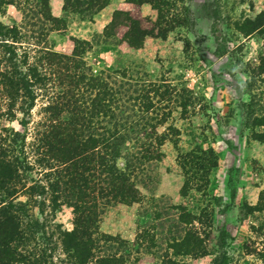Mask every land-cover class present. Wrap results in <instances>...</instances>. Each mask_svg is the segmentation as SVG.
I'll return each instance as SVG.
<instances>
[{
	"label": "rangeland",
	"instance_id": "obj_1",
	"mask_svg": "<svg viewBox=\"0 0 264 264\" xmlns=\"http://www.w3.org/2000/svg\"><path fill=\"white\" fill-rule=\"evenodd\" d=\"M15 4L17 9L0 5V23L19 25L27 16L19 29L24 37L17 35L13 43L17 62L25 54L28 65L37 63L40 54L31 43L38 38L58 54L78 56L80 84L91 72L116 86L166 88V98L172 99L159 109L164 122L155 130L164 139L160 158L147 163L146 176L137 179V202L96 212L95 233L89 236L95 239L94 254L101 256L112 246L117 264H162L167 258L176 264H264V227L257 231L264 223V128L257 119L264 112V0H114L102 32L78 44L65 37L64 21L45 32L37 20H28L31 0ZM91 10L78 18L89 19ZM115 11L130 20L114 25ZM30 23L35 26H25ZM132 30L142 37L128 34ZM131 38L140 43L135 49L127 45ZM50 87L37 91L25 128L19 125V100L9 110L0 96V148L10 131L19 132L29 167L13 195V202L25 204L27 217L17 219L18 237L8 248L7 264H74L63 247V233L75 226L81 238L84 231L90 234V213L87 220L85 214L74 216L69 199L77 196L67 189L53 193L48 187L53 169L40 163L60 154L56 144L43 148L49 118L44 108L56 93ZM199 154L203 158L197 161ZM38 187L44 194H25ZM86 196L90 199L89 190ZM182 211L206 220L191 225L202 242L195 257L173 256L169 247L182 237L177 224ZM147 235H152L150 244ZM94 257L85 264H97Z\"/></svg>",
	"mask_w": 264,
	"mask_h": 264
},
{
	"label": "trees",
	"instance_id": "obj_2",
	"mask_svg": "<svg viewBox=\"0 0 264 264\" xmlns=\"http://www.w3.org/2000/svg\"><path fill=\"white\" fill-rule=\"evenodd\" d=\"M18 1H21L22 5H27L29 2V0ZM31 3L29 12L32 18L28 20L35 19L39 23L40 30L42 28L45 32L50 31L49 29L59 22V19L50 15L48 0H31ZM107 3L108 0H63L62 10L80 15L94 8L89 13L90 18ZM2 4L16 6L17 9L15 0H0V5ZM125 16H127L125 13L115 11L111 17V23L123 25L124 20H130ZM22 18L19 25L8 27L0 23V96L9 102V110L19 100L17 111L22 116L19 125L25 128L29 111L38 95L37 91L44 93L47 84L51 85V89H56L53 102L44 108L49 118L48 129L42 138L44 151L45 148L47 150L56 144L60 154L51 157L50 163L46 160H41L40 163L42 165L45 163L44 165L51 166L50 169H53L51 172L54 173V178L48 184L53 193L61 194L67 189L77 196V198L69 199L74 216L81 217L85 214L84 218L87 220L90 213V234L84 231V238H81L79 236L81 231L76 235L74 226L73 232L62 235L63 247L70 251L73 263L85 264L89 258L96 256L94 254L95 239L89 237L95 233V231L92 232L96 212L101 213L100 210L110 204L128 205L137 202L136 200L140 197L136 189V186L140 185L137 179L146 176L144 168L147 163L159 161L158 149L164 139L156 134L155 130L164 122L161 117L158 118V112L161 107H165L167 101L170 102L172 99L166 98V88L161 91L159 86L152 84L141 86L127 82V84L116 86L114 82L107 80L108 77L93 75L91 72L85 75L86 79L80 84L78 80L80 63L76 61L78 56L72 53L69 56L58 54L44 46L43 40L38 38L31 43L33 47L38 48L37 51L40 54L37 63L28 65L25 54L21 62H17L14 57L13 43L17 35L24 37L19 29H23L21 26L27 19L25 13ZM25 26L33 28L35 24L30 23ZM128 34L142 37L140 31L132 30ZM126 38L124 37V40ZM72 41L74 44L83 43L78 40ZM139 44L133 38L127 41V45L133 49ZM1 54H12L13 58L6 60ZM136 85L138 89L135 88ZM174 103H178L181 107L183 102L175 99ZM257 119L264 128V112ZM10 132L9 137L7 136L4 140V148H0V264H7L10 260L8 248L13 238L18 237L17 219L22 216L27 217L25 204L13 202V195L18 191L16 188L18 178L24 177L29 167L23 153L22 135L19 132ZM262 135L260 139L264 143V131ZM202 158L203 156L199 154L195 160ZM119 161L121 164L118 163ZM54 164L58 166L54 168ZM87 190H89L90 199L86 196ZM44 192L42 187L28 188L25 194L42 195ZM52 202L54 203V200ZM87 212H89L88 215H86ZM177 221L178 226L183 227V232L179 241H172L170 246L168 245L173 251L172 255L195 257L201 252L202 242L201 238H197V233L191 225L193 222L204 224L206 220L202 217L191 218L189 214L182 211ZM262 227L264 223L257 231H260ZM150 237L152 239V235L146 237L149 244ZM137 238L143 239L141 233L137 234ZM117 242L119 243L117 246L124 250V243ZM109 248L108 253L103 252L101 256L94 257L97 264L118 263L119 258L113 257L116 247ZM165 261L163 260L164 264H176L168 258ZM223 262L224 260H221L219 264Z\"/></svg>",
	"mask_w": 264,
	"mask_h": 264
},
{
	"label": "crops",
	"instance_id": "obj_3",
	"mask_svg": "<svg viewBox=\"0 0 264 264\" xmlns=\"http://www.w3.org/2000/svg\"><path fill=\"white\" fill-rule=\"evenodd\" d=\"M114 0H108V3L99 12L95 13L89 19L78 18V14L64 12L62 10L63 0H48V9L53 18L59 19L64 23V33L72 40L89 41L90 37L95 34H100L107 23V15L110 16L114 7ZM104 19V20H103ZM55 31L54 34H58ZM64 54V53H63Z\"/></svg>",
	"mask_w": 264,
	"mask_h": 264
}]
</instances>
